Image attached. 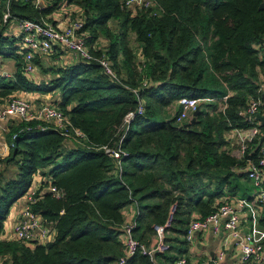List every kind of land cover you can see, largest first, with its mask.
<instances>
[{
    "label": "trees",
    "instance_id": "trees-1",
    "mask_svg": "<svg viewBox=\"0 0 264 264\" xmlns=\"http://www.w3.org/2000/svg\"><path fill=\"white\" fill-rule=\"evenodd\" d=\"M47 1L40 7L35 0H0V56L22 57L18 39L6 33L13 18L39 21L61 4L74 5L88 43L98 44L91 53H104L114 76L95 60L64 59L63 48L50 55L54 64H40L52 73L42 89L21 69L14 80L0 76V97L21 87L59 91L57 106L87 138V147L54 130H23L12 138L26 123L10 128V151L0 159V264H113L125 254L126 207L133 209L135 239L154 245L156 227H163L170 247L153 260L138 249L126 264L188 258L190 220L213 212L226 194H236V181L246 175L235 169L257 160L261 140L249 141L237 158L226 133L248 127L239 112L258 95L263 99L258 46L264 44V0H153L157 14L127 9L122 0ZM6 12L10 17L4 20ZM111 20L119 22V31L108 27ZM103 35L108 43L102 46ZM183 96L200 104L190 124L175 114ZM139 105L141 114L136 113ZM128 113L135 115L124 123ZM103 146L125 155L115 159ZM36 175L50 177L59 191L57 197L42 188L33 205L53 228V240L29 245L1 238L10 207Z\"/></svg>",
    "mask_w": 264,
    "mask_h": 264
},
{
    "label": "built area",
    "instance_id": "built-area-1",
    "mask_svg": "<svg viewBox=\"0 0 264 264\" xmlns=\"http://www.w3.org/2000/svg\"><path fill=\"white\" fill-rule=\"evenodd\" d=\"M36 5H40V0H35ZM123 7L135 10L143 8L149 10L151 14H157L156 2L153 0H122ZM8 7V3H7ZM10 17L9 13L4 14V20ZM19 27L18 49L22 53V72L26 77L33 81L38 69L35 58L37 55H49L56 48H63L73 59L95 60L101 65L104 71L114 76V70L105 54L94 57L91 53V46L87 41V31L83 30L84 22L80 16L67 18L61 27L55 26L47 19L39 21L29 19H12ZM258 56L264 61V44L258 46ZM260 81L258 92L260 95L251 99L248 105L243 108L239 114L248 121L249 126L245 128H232L226 133V140L229 145L238 146V156L243 157L247 149V143L254 139L261 140L258 146V155L255 162H248L239 167L246 172L247 177L252 180L257 192L254 195V201L261 214H264V140H262L264 130L256 115L260 112V107L264 105V69L260 72ZM134 92H137L135 89ZM177 120L189 119L193 111L198 106V100L192 97L183 96L178 99ZM143 112L142 105H139L137 112ZM135 113H128L124 117V123H130ZM15 117L19 122L26 123L25 128L13 133L15 138L17 133L32 129L40 131L54 130L60 133L66 139H72L76 144L87 147L85 133L72 125L70 118L57 105L33 101L27 97L16 94H9L3 97L0 106V120ZM109 155L115 159H121L125 152L120 148L109 149L102 147ZM238 169V168H237ZM50 177L34 176L30 187L22 196L25 204L17 215L13 225L12 232L14 240L22 241L25 244L33 245L37 243H46L53 240L54 230L46 226L37 212L33 210V205L40 199L42 194V182L48 183L49 189L54 196H59V191L50 185ZM245 206V199L240 197H231L205 217L194 216L186 229L185 239L192 243L199 231H204L212 227L215 234H223V243L218 250L217 259L222 260L229 241L232 240L235 250L240 255V261L237 264H264V242L256 241L251 232L242 231L239 227V215ZM135 227L133 215L126 217L122 226V241L125 245V254L120 256L113 264H126V261L140 250L143 255H147L151 260L155 253H164L169 250V245L163 241V227H156L157 242L149 247L141 244L132 236V230ZM173 264H204L198 259L181 257Z\"/></svg>",
    "mask_w": 264,
    "mask_h": 264
},
{
    "label": "crops",
    "instance_id": "crops-1",
    "mask_svg": "<svg viewBox=\"0 0 264 264\" xmlns=\"http://www.w3.org/2000/svg\"><path fill=\"white\" fill-rule=\"evenodd\" d=\"M47 0H40V7H43ZM74 10H77L76 6L74 5H66L61 4L57 9L52 11L50 14L47 15L46 19L54 24L55 26L61 27L64 25V22L67 18H74L75 15ZM19 27L17 23L11 21L7 28V35L12 38H16V35L19 33ZM17 39V38H16ZM104 39L101 38L103 42ZM96 46L97 43L95 42ZM103 46V45H102ZM58 54V48L54 49L49 55H37L40 57L39 63H37L38 69L35 75V80L32 82L39 86V89H42L40 85L44 82L47 83L51 76V72H44L45 75L40 74L39 71L41 68L40 64L49 65L50 61L49 58L52 55ZM51 55V56H50ZM36 56V58H37ZM12 59L9 58L6 62L3 61L2 56H0V76L6 77L8 79H15V73L21 66L19 67L17 64H22V57L18 54H12ZM61 58V57H60ZM60 58L56 57V61L60 62ZM64 59L72 61L73 58L70 54L67 53L64 56ZM55 61V62H56ZM43 70V69H42ZM22 71V69L20 70ZM38 74V75H37ZM56 93L53 95L52 93ZM14 94L27 97L33 101L37 102H45L50 104L58 105L61 100L60 92L56 91H44V90H37V91H29L21 89L14 92ZM5 97V96H4ZM3 97H0V106L2 105ZM175 106L179 108L178 103H175ZM264 113L263 111H260ZM19 122V119L15 117L5 118L4 120H0V159L5 158L9 151L10 145L8 143V133L10 128L15 127ZM229 150L231 153L237 157L238 156V146L236 145H229ZM3 167V164L0 161V169ZM238 173L245 174V177H240L236 181L237 185V192L236 194H226L221 200L220 205L230 199L231 197H240L245 199V206L239 215V227L242 231L251 232L254 239L259 242H264V214H261L258 210V207L254 201V195L256 194L257 187L255 183L247 177L246 172L238 169H235ZM48 183L42 182V188H47ZM25 201L23 197H21L17 202H15L9 209L8 215L6 220L4 221L3 225V232L1 234V238L7 240H14V235L12 232V225L19 214L20 210L24 206ZM124 212L126 213L127 217L132 216L133 209L131 207H126ZM158 239H153V243ZM223 234H215L213 232L212 227L204 231H199L195 238L193 239L192 243H189V251H188V258L198 259L202 261L204 264H237L240 261V255L235 250L232 240L229 241V245L226 248V253L222 260L217 259V253L221 244L223 243ZM157 242V241H156ZM157 264V263H156Z\"/></svg>",
    "mask_w": 264,
    "mask_h": 264
},
{
    "label": "rangeland",
    "instance_id": "rangeland-1",
    "mask_svg": "<svg viewBox=\"0 0 264 264\" xmlns=\"http://www.w3.org/2000/svg\"><path fill=\"white\" fill-rule=\"evenodd\" d=\"M137 9H139V10H144L143 8H137ZM13 21V20H12ZM108 27L112 30V31H119L120 30V26H119V22L117 21V20H111V21H109L108 22ZM131 33V32H130ZM102 38H104V40H103V42L102 43H100V44H102V45H106L107 43H108V39L107 38H105L104 37V35L103 36H101ZM128 38H130V41H131V45L133 46V48H134V50L135 51H137L138 49H139V45L134 41V37H133V34L131 33L129 36H128ZM101 40H99V42H100ZM98 45V44H97ZM9 58L10 59H12V57H9V56H2V59H3V61L4 62H6L7 60H9ZM49 61H50V63H49V65H52V64H54V59H50L49 58ZM45 66H48V65H45ZM40 74H43V75H45L44 74V72L42 71V69H40V71H39V76H40ZM38 75V74H37ZM8 78H5V80H7ZM59 92V91H58ZM53 95H55L56 93H52ZM175 114H176V112H175ZM192 116V115H191ZM191 118V117H190ZM189 118V119H190ZM183 120H185V119H183Z\"/></svg>",
    "mask_w": 264,
    "mask_h": 264
},
{
    "label": "water",
    "instance_id": "water-1",
    "mask_svg": "<svg viewBox=\"0 0 264 264\" xmlns=\"http://www.w3.org/2000/svg\"><path fill=\"white\" fill-rule=\"evenodd\" d=\"M263 7H264V4L262 3V4L260 5V8L262 9ZM199 106H200V104L198 103V106H197L196 109L193 111L192 116H191V118H190L189 121H188V124H190V123H192V122H194V121L196 120V117H197V115H198V113H199V110H200ZM256 119H257V120L260 122V124L264 127V113H262V112H258L257 115H256ZM180 128H182V127H180ZM262 140H264V134H263Z\"/></svg>",
    "mask_w": 264,
    "mask_h": 264
}]
</instances>
